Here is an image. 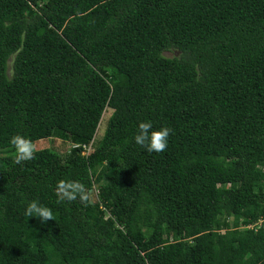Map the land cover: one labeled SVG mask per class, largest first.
<instances>
[{
  "label": "trees",
  "instance_id": "1",
  "mask_svg": "<svg viewBox=\"0 0 264 264\" xmlns=\"http://www.w3.org/2000/svg\"><path fill=\"white\" fill-rule=\"evenodd\" d=\"M3 149L0 264H264V0H0Z\"/></svg>",
  "mask_w": 264,
  "mask_h": 264
},
{
  "label": "clouds",
  "instance_id": "2",
  "mask_svg": "<svg viewBox=\"0 0 264 264\" xmlns=\"http://www.w3.org/2000/svg\"><path fill=\"white\" fill-rule=\"evenodd\" d=\"M172 129L168 127L153 128L150 121H139L137 131L134 135V142L148 152L161 153L167 149L168 138ZM15 155L13 157L16 164L35 158L38 148L35 142L21 134H14L9 139ZM55 194L58 202L79 200L82 204L90 201L91 193L79 180L60 179L55 185ZM25 215L27 217L39 218L41 223H46L53 219L52 210L41 205L36 200H31L26 204Z\"/></svg>",
  "mask_w": 264,
  "mask_h": 264
},
{
  "label": "rangeland",
  "instance_id": "3",
  "mask_svg": "<svg viewBox=\"0 0 264 264\" xmlns=\"http://www.w3.org/2000/svg\"><path fill=\"white\" fill-rule=\"evenodd\" d=\"M164 55L166 56V57H172V56H174V55H177V52L176 51H172V52H166V53H164ZM101 129L103 128V126L102 127H100ZM100 129V130H101ZM35 144H36V146H37V148L39 149V148H49V147H51L52 145H54V146H59L60 144H61V141H60V139H49V140H37V141H35ZM67 147L69 148V147H71V145L70 144H67ZM13 151V153L15 154V152H14V150H12ZM2 152H5V149H3L2 151H0V154L2 153ZM91 193V198H90V202L91 203H94V202H96V187H93L92 188V191L90 192Z\"/></svg>",
  "mask_w": 264,
  "mask_h": 264
},
{
  "label": "built area",
  "instance_id": "4",
  "mask_svg": "<svg viewBox=\"0 0 264 264\" xmlns=\"http://www.w3.org/2000/svg\"><path fill=\"white\" fill-rule=\"evenodd\" d=\"M87 151H88V149H87ZM263 224H264V217L259 218L256 222H254L252 224L246 225V228H249V229H251V228L257 229V228L261 227Z\"/></svg>",
  "mask_w": 264,
  "mask_h": 264
},
{
  "label": "water",
  "instance_id": "5",
  "mask_svg": "<svg viewBox=\"0 0 264 264\" xmlns=\"http://www.w3.org/2000/svg\"><path fill=\"white\" fill-rule=\"evenodd\" d=\"M91 191H92V189L89 190V192H91ZM90 203H91V202H90ZM91 204H93V203H91Z\"/></svg>",
  "mask_w": 264,
  "mask_h": 264
}]
</instances>
